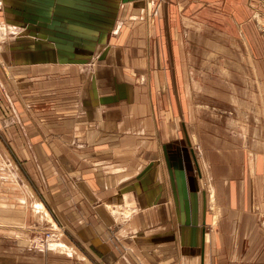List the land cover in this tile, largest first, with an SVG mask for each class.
Segmentation results:
<instances>
[{"label": "crops", "instance_id": "0c3cea01", "mask_svg": "<svg viewBox=\"0 0 264 264\" xmlns=\"http://www.w3.org/2000/svg\"><path fill=\"white\" fill-rule=\"evenodd\" d=\"M250 1L0 0L18 31L0 56L30 105L1 78L0 93L52 215L85 253L73 264H264L260 154L193 93L209 86L195 56L264 54ZM203 171L220 206L211 236Z\"/></svg>", "mask_w": 264, "mask_h": 264}, {"label": "rangeland", "instance_id": "374dc122", "mask_svg": "<svg viewBox=\"0 0 264 264\" xmlns=\"http://www.w3.org/2000/svg\"><path fill=\"white\" fill-rule=\"evenodd\" d=\"M158 3L159 1H156L153 8L154 19L158 16ZM250 3L252 15L257 21V32L264 35V4L260 5L257 0H251ZM2 10L0 8V13ZM0 26L8 30V35L3 40L5 43L1 45L0 40V53H2L14 38V36L10 38V35L17 32L9 30L12 27L4 26L1 19ZM193 44L197 52L205 50L204 46L194 42ZM241 55V57L210 54L195 56L202 65L199 71L192 74L201 84L204 82L209 86L193 88V93L198 94L199 102H203L199 104V110L220 116V118H215L216 122L222 125L223 134L228 139L231 138L236 143L238 141L244 144L251 142L253 148L245 147L247 151L253 149L250 150L252 153L260 154V156L257 155V162L261 169L259 174L260 197L259 199L255 197L251 210L258 229L264 235V54L253 56L248 50L243 49ZM238 67L240 69L236 70ZM0 78L10 88L11 97L14 103L20 106V110L25 107L23 103L30 105L29 93L26 92L24 86L21 87L22 84H18V79V82H15L12 73L3 65L1 56ZM8 88L6 87L7 91ZM182 95L185 97L183 91ZM184 103L181 105H185ZM241 106H243L242 109ZM22 113L27 119L25 122H28L29 128L34 132L28 114L24 110ZM178 122L177 120V124ZM16 126L15 115L0 93V264H20V258L23 260L21 264L25 261L33 264L40 262L42 264L48 262L73 264L81 259L84 252L52 215L44 191L37 180L36 169ZM194 148L202 164L203 153L198 146L195 145ZM201 168L204 170L203 165ZM205 174L203 171L202 179L206 184L210 218L217 210V206L220 211V206L211 179ZM114 206L115 209H112L120 214L123 205ZM219 218L214 225H208L205 233H209L210 236L216 234L214 229L217 227ZM19 240L28 241L27 246L31 245L33 254L30 253V249H25L27 246L20 250ZM60 242L73 248L72 251L53 246Z\"/></svg>", "mask_w": 264, "mask_h": 264}, {"label": "bare ground", "instance_id": "6f19581e", "mask_svg": "<svg viewBox=\"0 0 264 264\" xmlns=\"http://www.w3.org/2000/svg\"><path fill=\"white\" fill-rule=\"evenodd\" d=\"M7 27H8V26H7ZM8 29H9V28H8ZM9 30H12L13 32H18V31H16L14 28H10ZM7 32H8V30H7L6 28H3V27L0 26V37H1L0 40L2 41V42H1V45L5 43V41H3V40L6 38V35H8ZM15 34H16V33H15ZM14 36H15V35H14ZM8 37H9V36H8ZM10 38H11V37H10ZM110 204H111V203H110ZM126 209H127V208H126ZM131 210H132V209H131ZM122 211H123V210H122ZM127 211H128V210H127ZM211 220H212V224L215 223V222H216V216L213 215V217H212ZM53 246L56 247V248L59 247L60 249H65V250L68 249V251H72V249H73V248H70V247H68L67 245H65V243L63 244V243H61V242L58 243V245L55 244V245H53Z\"/></svg>", "mask_w": 264, "mask_h": 264}, {"label": "water", "instance_id": "95a60500", "mask_svg": "<svg viewBox=\"0 0 264 264\" xmlns=\"http://www.w3.org/2000/svg\"><path fill=\"white\" fill-rule=\"evenodd\" d=\"M35 38H38V39H40V38H39V37H37L36 35H35ZM38 39H37V40H38ZM39 42H40V41H36V43H39ZM86 58H88V57H85V59H86ZM74 61H75V60H74Z\"/></svg>", "mask_w": 264, "mask_h": 264}]
</instances>
